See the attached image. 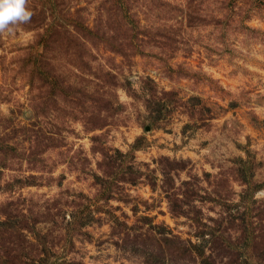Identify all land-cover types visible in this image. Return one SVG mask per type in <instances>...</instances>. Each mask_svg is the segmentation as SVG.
Listing matches in <instances>:
<instances>
[{
  "label": "rangeland",
  "instance_id": "rangeland-1",
  "mask_svg": "<svg viewBox=\"0 0 264 264\" xmlns=\"http://www.w3.org/2000/svg\"><path fill=\"white\" fill-rule=\"evenodd\" d=\"M0 264H264V0H0Z\"/></svg>",
  "mask_w": 264,
  "mask_h": 264
}]
</instances>
